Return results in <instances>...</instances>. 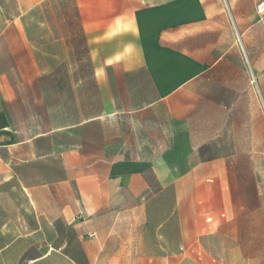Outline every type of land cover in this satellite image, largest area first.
Masks as SVG:
<instances>
[{"label": "crops", "instance_id": "obj_1", "mask_svg": "<svg viewBox=\"0 0 264 264\" xmlns=\"http://www.w3.org/2000/svg\"><path fill=\"white\" fill-rule=\"evenodd\" d=\"M75 3L100 93L110 87L105 70H113L119 80L133 78L147 91L138 110L181 102L190 104L183 106L187 114L200 101V150L259 152L256 164L264 165V17L255 7L243 11L229 3L226 11L218 0ZM26 142L16 139L0 111V148ZM79 157L66 153L69 170ZM92 159L85 173L66 172L57 182L73 184L77 197L71 194L59 208L50 224L51 240L32 251L6 243L0 256L17 249V264H174L195 255L197 264H236L239 248L243 259L256 256L264 264V223L236 222L231 216L237 207L224 209L220 218L227 214L228 219L211 233L200 232L207 167L200 169L199 163L176 179L164 157L152 161L148 172L123 169L128 163L123 158ZM217 162L219 168L232 164ZM243 211L264 214V207ZM253 230L261 232L260 239L253 238ZM252 246L260 249L253 252Z\"/></svg>", "mask_w": 264, "mask_h": 264}, {"label": "rangeland", "instance_id": "obj_2", "mask_svg": "<svg viewBox=\"0 0 264 264\" xmlns=\"http://www.w3.org/2000/svg\"><path fill=\"white\" fill-rule=\"evenodd\" d=\"M218 1L226 11L229 3L248 11L260 0ZM75 4L0 0V111L8 116L16 139L28 141L0 148V247L14 243L32 251L51 240L50 224L59 208L71 194L77 197L73 184L57 182L66 172L85 173L94 157L123 158L128 162L123 169L147 172L152 161L164 157L176 179L200 163V169H209L201 180L208 195L199 206L201 233L225 222L228 215L220 217L229 207H237L231 218L238 223H264V214L243 213L246 206L264 207L259 152L200 150V101L187 114L183 106L190 104L181 102L138 110L147 91L137 88L133 78L119 80L113 70H105L110 87L100 93L84 52ZM77 117L82 124L71 127ZM71 151L80 157L69 170L65 156ZM220 159L232 164L219 168ZM241 229L238 234L243 236ZM252 233L261 238L260 231ZM259 249L252 246L253 252ZM16 252L0 256V264H17ZM193 256L174 264H197ZM9 259L13 262L4 261ZM235 262L260 264V259L245 260L238 248Z\"/></svg>", "mask_w": 264, "mask_h": 264}, {"label": "built area", "instance_id": "obj_3", "mask_svg": "<svg viewBox=\"0 0 264 264\" xmlns=\"http://www.w3.org/2000/svg\"><path fill=\"white\" fill-rule=\"evenodd\" d=\"M255 12L258 16L264 17V0H260L255 6ZM19 264H34L33 260L23 261Z\"/></svg>", "mask_w": 264, "mask_h": 264}, {"label": "trees", "instance_id": "obj_4", "mask_svg": "<svg viewBox=\"0 0 264 264\" xmlns=\"http://www.w3.org/2000/svg\"><path fill=\"white\" fill-rule=\"evenodd\" d=\"M86 115H87V114H86ZM74 123H75V124H80V123H81L80 118L77 117V118L74 120Z\"/></svg>", "mask_w": 264, "mask_h": 264}]
</instances>
